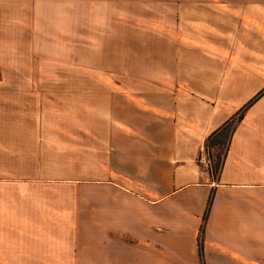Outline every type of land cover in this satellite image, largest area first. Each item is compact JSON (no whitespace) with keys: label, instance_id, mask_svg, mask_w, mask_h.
<instances>
[{"label":"crops","instance_id":"crops-1","mask_svg":"<svg viewBox=\"0 0 264 264\" xmlns=\"http://www.w3.org/2000/svg\"><path fill=\"white\" fill-rule=\"evenodd\" d=\"M0 264H264V0H0Z\"/></svg>","mask_w":264,"mask_h":264},{"label":"rangeland","instance_id":"rangeland-1","mask_svg":"<svg viewBox=\"0 0 264 264\" xmlns=\"http://www.w3.org/2000/svg\"><path fill=\"white\" fill-rule=\"evenodd\" d=\"M225 138H226V133L223 132V136L222 134L220 135L219 138L217 139H213L214 143V150L215 152L213 153V157L208 155V158L210 160V168L212 172H215L217 170V160H218V155L222 153L224 145H225Z\"/></svg>","mask_w":264,"mask_h":264},{"label":"built area","instance_id":"built-area-1","mask_svg":"<svg viewBox=\"0 0 264 264\" xmlns=\"http://www.w3.org/2000/svg\"><path fill=\"white\" fill-rule=\"evenodd\" d=\"M207 155L205 148L200 146L199 155L197 156V164L199 165V168L204 171L208 170L210 167Z\"/></svg>","mask_w":264,"mask_h":264},{"label":"trees","instance_id":"trees-1","mask_svg":"<svg viewBox=\"0 0 264 264\" xmlns=\"http://www.w3.org/2000/svg\"><path fill=\"white\" fill-rule=\"evenodd\" d=\"M201 248H200V243H199V241H198V250H199V254L201 255V250H200Z\"/></svg>","mask_w":264,"mask_h":264}]
</instances>
